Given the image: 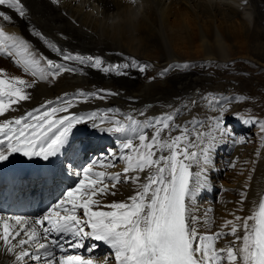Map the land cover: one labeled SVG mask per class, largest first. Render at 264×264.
I'll list each match as a JSON object with an SVG mask.
<instances>
[{
    "label": "bare ground",
    "instance_id": "6f19581e",
    "mask_svg": "<svg viewBox=\"0 0 264 264\" xmlns=\"http://www.w3.org/2000/svg\"><path fill=\"white\" fill-rule=\"evenodd\" d=\"M24 3L25 18L14 17L11 23H0L8 35L29 41L33 50L59 60L49 47L51 43L65 52L102 57L105 65L136 60L151 67L143 74L131 68L127 70L128 75H120L116 71L104 73L81 66L78 62L60 61L71 64L76 72L62 73L49 82L50 78L39 80L25 73L23 63L13 62L19 57L0 55V78L36 80L27 89L31 99L13 105L18 110H10L9 117L19 116L65 94H91L104 89L118 95H108L106 99L89 95L87 102H77L70 111L77 114L96 111L103 117L107 109L114 108L120 113L112 119L132 115L137 121L147 123L170 111L168 105L180 106L182 101L195 99L198 103L178 119L185 123L192 116L204 120L219 112L217 108H210L201 99L203 96L222 100L236 98L224 112L227 134L213 149L212 164L206 173L207 184L197 193L193 205L197 215L208 212L209 220L214 219L212 232L233 219V213L246 217L255 210L264 196V134L260 132V123L253 122H264V0H59L58 3L24 0ZM34 32H40L45 40L33 35ZM185 64L191 67L170 69V66ZM44 66L41 62V67ZM165 69L170 70L161 77L159 73ZM117 135L84 125L75 127L69 145L53 157L63 165L61 176L49 185L41 180H27L32 187L21 191L23 212L30 215L27 201L41 198L46 200L39 212H50L82 179L74 173L90 165L93 173H122L125 167L122 161L115 160L116 166L110 167V161L101 165L99 159L110 151H121ZM15 155L0 162V172L13 162ZM41 162L42 157H32L22 164L29 170ZM110 191L116 194L95 198L100 202V210H110L103 205L127 200L133 194L132 187L124 184ZM55 193L58 197L52 203ZM231 239L219 241L217 247ZM89 240L90 244H98L90 252L94 253V264H103L101 258L110 249L102 242ZM72 254L81 255V248ZM0 264H14L13 255L2 242Z\"/></svg>",
    "mask_w": 264,
    "mask_h": 264
},
{
    "label": "snow or ice",
    "instance_id": "6c2138e0",
    "mask_svg": "<svg viewBox=\"0 0 264 264\" xmlns=\"http://www.w3.org/2000/svg\"><path fill=\"white\" fill-rule=\"evenodd\" d=\"M26 15L24 0H0V21L11 23L14 17L23 19ZM33 35L45 40L40 32ZM49 47L59 60L33 50L22 37L8 35L0 23V55L19 57L13 62L23 63V71L39 80L50 78L51 82L62 73L76 72L71 64L60 61L78 62L81 66L104 73L116 71L120 75H128L127 70L131 68L143 74L151 67L136 60L105 65L99 56L65 52L51 43ZM190 67L173 65L170 69ZM170 69L159 75L164 77ZM35 83L36 80L0 78V118H3L0 120V162L8 161L12 154L42 157L47 161L69 145L75 127L84 125L119 134L116 139L121 151H110L99 159L101 165L110 161V167H115V160H120L125 167L122 173L106 174L93 173L90 165L74 173L82 179L67 191L66 199H60L39 219L0 216V242L13 255L14 264H94L93 257L57 255L58 250L66 252L67 247L83 248L86 238L102 242L110 249L101 258L103 264H109V260L112 264H264V198L250 215L241 217L233 213L234 218L215 232L211 231L214 219L209 220L208 212L197 215L193 205L197 193L207 184L206 173L212 164L213 149L227 134L224 112L236 98L222 100L203 96L201 99L219 112L204 120L192 116L185 123L178 119L198 103L195 99L182 101L180 106L170 104V111L147 123L137 121L132 115L112 119L120 113L114 108L107 109L103 117L96 111L84 114L70 111L77 102H87L89 95L98 99L118 95L104 89L91 94H65L19 116L9 117L10 110H18L13 105L31 99L27 89ZM253 122L260 123V132L264 134V122ZM121 184L130 185L133 194L127 200L103 205L110 210H100V202L95 198L115 195L110 190ZM80 210L82 214L78 215ZM227 237L232 239L217 247ZM96 248L98 244L92 243L86 250L92 252Z\"/></svg>",
    "mask_w": 264,
    "mask_h": 264
},
{
    "label": "rangeland",
    "instance_id": "374dc122",
    "mask_svg": "<svg viewBox=\"0 0 264 264\" xmlns=\"http://www.w3.org/2000/svg\"><path fill=\"white\" fill-rule=\"evenodd\" d=\"M104 153V152H103Z\"/></svg>",
    "mask_w": 264,
    "mask_h": 264
}]
</instances>
